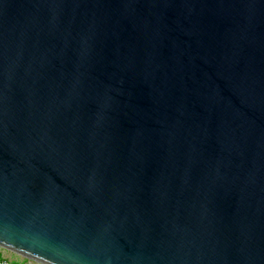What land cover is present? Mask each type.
Returning a JSON list of instances; mask_svg holds the SVG:
<instances>
[{
  "label": "water",
  "instance_id": "water-1",
  "mask_svg": "<svg viewBox=\"0 0 264 264\" xmlns=\"http://www.w3.org/2000/svg\"><path fill=\"white\" fill-rule=\"evenodd\" d=\"M0 248L264 264V0H0Z\"/></svg>",
  "mask_w": 264,
  "mask_h": 264
},
{
  "label": "crops",
  "instance_id": "crops-1",
  "mask_svg": "<svg viewBox=\"0 0 264 264\" xmlns=\"http://www.w3.org/2000/svg\"><path fill=\"white\" fill-rule=\"evenodd\" d=\"M3 252V254L11 261H15V262H30L32 264H38L37 262L34 261H30L26 258H24L23 256L17 255V254H11L10 252H5L4 250H1Z\"/></svg>",
  "mask_w": 264,
  "mask_h": 264
},
{
  "label": "built area",
  "instance_id": "built-area-1",
  "mask_svg": "<svg viewBox=\"0 0 264 264\" xmlns=\"http://www.w3.org/2000/svg\"><path fill=\"white\" fill-rule=\"evenodd\" d=\"M0 264H32V263H30V262H15V261H11L0 250Z\"/></svg>",
  "mask_w": 264,
  "mask_h": 264
},
{
  "label": "rangeland",
  "instance_id": "rangeland-1",
  "mask_svg": "<svg viewBox=\"0 0 264 264\" xmlns=\"http://www.w3.org/2000/svg\"><path fill=\"white\" fill-rule=\"evenodd\" d=\"M0 250H4V249L0 248ZM4 251H5V252H10V251H8V250H4ZM10 253L15 255V253H13V252H10Z\"/></svg>",
  "mask_w": 264,
  "mask_h": 264
}]
</instances>
